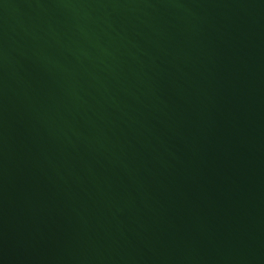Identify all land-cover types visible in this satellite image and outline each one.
<instances>
[{
	"label": "water",
	"instance_id": "95a60500",
	"mask_svg": "<svg viewBox=\"0 0 264 264\" xmlns=\"http://www.w3.org/2000/svg\"><path fill=\"white\" fill-rule=\"evenodd\" d=\"M0 264H264V0H0Z\"/></svg>",
	"mask_w": 264,
	"mask_h": 264
}]
</instances>
